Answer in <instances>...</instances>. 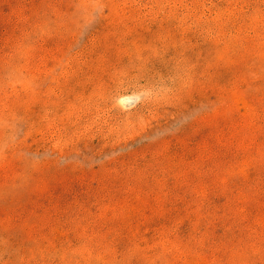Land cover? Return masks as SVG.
<instances>
[{
  "label": "rangeland",
  "instance_id": "rangeland-1",
  "mask_svg": "<svg viewBox=\"0 0 264 264\" xmlns=\"http://www.w3.org/2000/svg\"><path fill=\"white\" fill-rule=\"evenodd\" d=\"M0 264H264V0H0Z\"/></svg>",
  "mask_w": 264,
  "mask_h": 264
}]
</instances>
